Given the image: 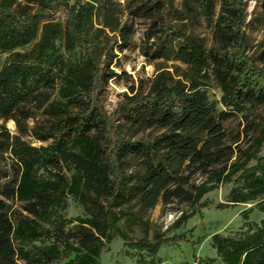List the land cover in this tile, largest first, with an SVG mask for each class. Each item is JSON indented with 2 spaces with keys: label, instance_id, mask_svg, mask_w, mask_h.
Here are the masks:
<instances>
[{
  "label": "trees",
  "instance_id": "1",
  "mask_svg": "<svg viewBox=\"0 0 264 264\" xmlns=\"http://www.w3.org/2000/svg\"><path fill=\"white\" fill-rule=\"evenodd\" d=\"M35 1L39 7L27 12L13 7V0H0L4 51L33 42L46 21L32 48L14 52L0 69V116L21 126L30 105L38 102L43 107L58 90L59 99L46 107L56 118L55 126L44 130L37 122L33 129L37 138L54 140L37 147L8 129L0 133V151H9L18 161L16 179L0 183V264H102L99 257L116 234L130 247L156 254L169 239L130 241L119 226L132 203L146 210L174 198L197 203L237 174L241 185L230 202L258 200L264 211V155L248 166L264 147V115L257 110L264 105V67L248 54L245 0H221L214 26L218 45L210 48L171 19L184 20L197 10L213 19L217 0H182V11L176 0H143L140 9L159 21L156 56L181 60L188 71L184 79L160 71L148 92L128 97L114 116L98 101L103 83L114 73L111 61H100L90 49L83 63L58 70L46 63L62 33L53 20L59 12L67 13V49L80 42L99 44L85 31L87 6L70 0ZM209 70L222 89L223 109L201 87ZM238 114L253 115L251 124L258 133L253 136L254 149L231 161L234 150L228 151L226 122ZM149 129L157 133L135 138ZM64 169L72 172L70 178ZM199 172L208 178L190 190ZM69 195L80 200L86 216L67 215ZM11 199L25 204L13 209L7 202ZM190 216L185 213L180 221ZM247 218L249 231L239 237L212 235L222 264H264V219L254 223ZM148 264H154L153 259ZM205 264L216 263L208 259Z\"/></svg>",
  "mask_w": 264,
  "mask_h": 264
},
{
  "label": "rangeland",
  "instance_id": "2",
  "mask_svg": "<svg viewBox=\"0 0 264 264\" xmlns=\"http://www.w3.org/2000/svg\"><path fill=\"white\" fill-rule=\"evenodd\" d=\"M143 0H70L71 4L87 6L88 20L86 33L98 39L97 46H89L88 43H77L72 49L65 46L64 25L67 13L59 12L53 19L62 28V33L57 40L56 49L46 59L48 65L60 69L64 65L83 63L91 49L100 60L111 61L110 68L113 76L103 83L99 92L98 101L104 112L114 116L119 106L128 100V97L139 92H148L153 80L162 70L177 79H184L187 74V64L178 59H167L156 55L159 42L158 22L155 18L148 17L146 12L140 9ZM154 1V0H153ZM153 3V2H152ZM247 20L244 26L248 54L255 62L264 67V0H245ZM221 0H217L216 15L213 19H207L200 11L188 14L184 20L171 19L177 26L182 27L186 33L199 37L206 48L218 45L215 36V20L220 11ZM175 6L184 10L182 0H176ZM13 7L19 10L34 12L39 7L35 0H13ZM43 21L40 25L38 37L28 45L13 50L0 49V69L7 65L14 52L28 51L41 37ZM172 33V32H171ZM175 34H171V38ZM174 44L178 40L173 39ZM202 88L207 91L209 99L219 109H223L221 103L222 89L215 79L212 71L201 79ZM50 101L59 99L58 90L51 92ZM46 103L43 107L39 103L29 106L28 116H22V124L18 126L13 119L0 116V133L8 129L12 136L33 146H47L53 142V138L42 140L37 138L34 127L37 122L43 124L44 130L55 126L56 118L46 111ZM74 111L78 107H73ZM264 115V105L257 108ZM251 115L248 118L238 114L226 122L228 129L227 147L232 153V160L244 151L254 149L253 136L258 133L254 124H251ZM118 119V118H117ZM157 130H146L137 133L138 137L148 138L156 134ZM0 139L2 136L0 135ZM230 147V148H229ZM231 149V150H230ZM264 155V147L261 148L248 166L257 163V156ZM230 161V162H231ZM51 169V168H50ZM18 161L9 151H0V183L6 184L14 181L17 176ZM70 178L71 173L64 169ZM40 173L45 174L42 169ZM239 174L234 175L230 181H224L218 187L207 192L197 203L174 198L170 203L160 201L151 209H142L139 203L134 202L128 207V214L120 220L119 226L128 236L130 241L154 242L158 238L169 239L168 244H162L156 254L147 250L140 251L128 245L124 237L115 235L108 243L107 249L100 255L102 264H148L152 259L154 264H205L208 259H213L216 264H222L216 248L212 244V235L219 233L223 236L239 237L249 231L248 221L261 223L264 219V211L261 210V202L258 200L247 203L230 202L232 192L240 187ZM208 178L204 172L197 173L191 181L189 189L193 188ZM13 209H21L25 203L17 200H8ZM66 213L69 217L77 215L86 216V210L79 199L73 195L67 198ZM191 214L185 220L180 221L183 214ZM199 239H202L199 241ZM19 264L24 262L19 261Z\"/></svg>",
  "mask_w": 264,
  "mask_h": 264
}]
</instances>
